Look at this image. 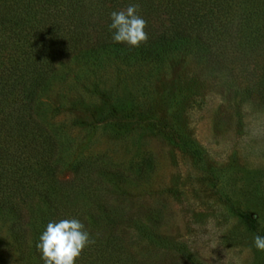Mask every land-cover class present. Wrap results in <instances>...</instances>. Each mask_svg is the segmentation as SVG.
Returning <instances> with one entry per match:
<instances>
[{
  "label": "trees",
  "instance_id": "obj_1",
  "mask_svg": "<svg viewBox=\"0 0 264 264\" xmlns=\"http://www.w3.org/2000/svg\"><path fill=\"white\" fill-rule=\"evenodd\" d=\"M130 4L147 21L138 47L114 42L108 28L109 13ZM189 56L264 107V0H0V226L30 264H43L35 244L47 223L71 218L95 239L75 264H157L133 248L123 224L136 219L117 197L145 178L152 159L135 171L104 155L77 156L75 137L55 117L83 110L118 129L157 125L105 85L110 75L124 85L149 80ZM78 89L89 97L82 108L68 100ZM232 208L264 236L255 217Z\"/></svg>",
  "mask_w": 264,
  "mask_h": 264
},
{
  "label": "rangeland",
  "instance_id": "obj_2",
  "mask_svg": "<svg viewBox=\"0 0 264 264\" xmlns=\"http://www.w3.org/2000/svg\"><path fill=\"white\" fill-rule=\"evenodd\" d=\"M110 76L105 86L118 102L156 115L159 123L118 129L83 110L55 119L75 137L77 156L104 155L135 171L152 159L145 178L117 195L136 219L123 224L133 248L157 264H264V251L253 246L257 234L232 208L255 217L264 232V107L252 97L242 100L228 77L193 56L173 60L149 80L124 85ZM243 76L236 74L233 83ZM78 91L68 100L82 108L89 97ZM0 264H30L7 225L0 226Z\"/></svg>",
  "mask_w": 264,
  "mask_h": 264
},
{
  "label": "clouds",
  "instance_id": "obj_3",
  "mask_svg": "<svg viewBox=\"0 0 264 264\" xmlns=\"http://www.w3.org/2000/svg\"><path fill=\"white\" fill-rule=\"evenodd\" d=\"M139 7L138 4H130L125 9L109 13L108 28L114 42L138 47L148 40L145 31L147 21L138 14ZM93 243L95 239L84 224L71 218L48 222L35 248L43 264H75L82 251ZM253 246L264 251V236L255 235Z\"/></svg>",
  "mask_w": 264,
  "mask_h": 264
}]
</instances>
